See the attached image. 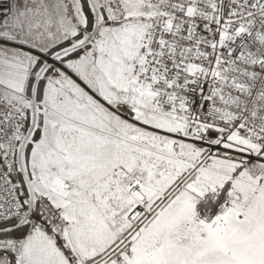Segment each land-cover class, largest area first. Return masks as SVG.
I'll return each instance as SVG.
<instances>
[{"label":"snow or ice","instance_id":"obj_1","mask_svg":"<svg viewBox=\"0 0 264 264\" xmlns=\"http://www.w3.org/2000/svg\"><path fill=\"white\" fill-rule=\"evenodd\" d=\"M0 264H264V0H0Z\"/></svg>","mask_w":264,"mask_h":264}]
</instances>
